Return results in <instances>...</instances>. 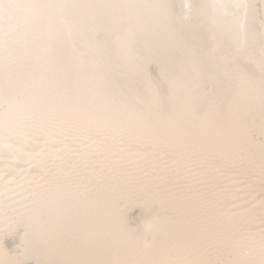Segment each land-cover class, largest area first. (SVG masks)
I'll return each mask as SVG.
<instances>
[{
	"label": "rangeland",
	"instance_id": "1",
	"mask_svg": "<svg viewBox=\"0 0 264 264\" xmlns=\"http://www.w3.org/2000/svg\"><path fill=\"white\" fill-rule=\"evenodd\" d=\"M35 1L37 6L27 0H0V248L7 255L3 260L35 264V259L24 261L23 251L32 244L30 232L40 221L46 232L59 223L53 212L58 217L65 214L68 227L73 216L95 214L98 204L107 201L125 230L116 241L107 236L93 239L84 261L96 256L99 262L94 264H248L241 254L252 251L249 256L255 258L264 244V236H258L264 234V75L253 71L244 75L233 58L250 57L264 64L261 0H250V39L237 52L228 44L212 42L200 11L203 0H169L172 20L189 6L184 29L194 34L202 27L207 41L203 46L195 35L185 38L194 55L207 51L218 68L229 71L227 78L210 71L214 80L200 81V106L191 82L168 79L154 53L126 40L131 20L124 18L118 31L90 32L92 26L84 25L91 41L86 38L87 43L106 40L105 55L115 61L110 65L79 44L64 15L71 3L81 10L92 0ZM185 1L188 4L181 9ZM101 2L104 8L99 9L109 5L108 13L114 12L112 0ZM105 15L100 17L110 18ZM51 25L60 31L63 45L52 51L57 62L49 65L45 53L50 48L44 44L53 35L47 33ZM42 26L44 31L35 33ZM27 45L38 48L35 57ZM120 62L127 69L118 66ZM81 64L85 69H78ZM199 66L200 62H189L190 75L199 73ZM224 85L228 94L222 91ZM173 109L203 121L202 133L160 128V122L177 121ZM231 177L233 181L228 180ZM146 196L155 197L149 213L139 204ZM33 205L42 210L27 226L22 215ZM160 219L168 224V232L158 234L148 226ZM186 234L197 240L193 249L183 246ZM22 235H29V245L21 241ZM145 242L163 247L164 258L147 257Z\"/></svg>",
	"mask_w": 264,
	"mask_h": 264
},
{
	"label": "bare ground",
	"instance_id": "2",
	"mask_svg": "<svg viewBox=\"0 0 264 264\" xmlns=\"http://www.w3.org/2000/svg\"><path fill=\"white\" fill-rule=\"evenodd\" d=\"M27 1H31V2L33 1L32 2L33 5L34 4L38 5L37 1H35V2H34V0H27ZM101 1L96 2L95 0L94 1L92 0L90 7L88 6L89 8H87V9H81L80 10L79 8L74 6L72 3H71V6L69 7L68 11H66V10L64 11L62 8L61 9L64 11V13H65L64 15L66 16V19H67L66 21L70 24L71 30H73V34L76 36V39L79 41V44L81 46H85V48H87L91 52L94 51L95 53H99L98 55H102L103 60L106 63H108V64L110 63V65H112L111 63L114 61V60H112L111 57H109V55L108 56L105 55L106 54V52H105L106 40L99 43V44H96V43L90 44L91 41L88 39L89 35H88V32H86V29H84L85 28L84 25L89 24V26H92L90 32H93V31L96 32L97 30H104V31L117 30L118 31L121 28L120 26L123 25V23L121 24V21L124 20V18H127V19L131 20V24H130V27L128 28V30L125 31L126 33H128L126 40H129L130 42H132L131 44L134 47L140 46V48L143 49L144 51H146L147 54H151V53L153 54L154 53L155 56H152V54H151V56L155 57V61L157 62L158 66H160V69H162L164 72L166 71L165 73H166V77L168 79H170V80L174 79L175 82L179 83L180 82L179 79H181L180 77H183V79H185L187 82H191L192 83L190 85L191 90L199 96L197 105L199 104V106H200L202 104L201 99L203 98L200 96V94H201V87H199V85H201L200 81L202 82L203 80H205V81L210 82V81L214 80V77H212L213 73H218V74L222 73L223 78H227V75L229 76V74H228L229 71L226 72L225 69H223L221 67L218 68L219 67L217 65L218 61L212 59L211 54L207 53V51L206 52L201 51V53L199 52L200 53L199 55H196V54L194 55L193 48L191 46H189V43H187L185 38L186 37L189 38L191 36L194 37V35L198 37V45L199 46H203L205 44V42L207 43V41H204V39H203L204 35L202 32L203 30L201 29L202 27L200 28V31L198 28H196V29H198L199 32L195 31L194 34H191L188 30L184 29V27L187 25H184L183 16H184V14H188L189 6H188V11L182 10V13L180 14V16L177 17V20H172L170 17V10H169L170 7L168 6L169 0H112L114 5L112 3L111 4L114 6V12L111 10L113 8L109 7L111 10V12H109V13H108L109 10L107 11V9H106V8H108L107 6H109V5L106 6L104 4V6H106V8L101 10L102 8H104L102 6L103 4ZM103 2H105V1H103ZM108 2H110V1H108ZM108 2H107V4H108ZM187 2L188 1L182 2L181 9H184V7L187 6V4H188ZM97 3L98 4L100 3L99 4L100 6L98 5V7H96ZM260 3H261V7H262V14H263L262 29H263V34H264V0H261ZM111 4H110V6H111ZM37 5H34V6H37ZM14 6H16V5H14ZM251 6H252V2L250 5V0H203V4L201 6L200 11H201L204 19L206 20L205 21L206 24L208 25L209 29L211 30V35L213 36L212 42H214L216 44L218 43L221 46L228 44V46L233 48L234 50H236V52H237V50L240 51V49L245 48V45H247V43H248L247 42L248 38L250 39V36H249L250 31H248L249 30L248 27H249V20L251 18V16H250ZM29 7H30V5L27 3L26 8H29ZM99 7L101 9H99ZM105 10L107 11V15H105V13H106ZM99 13L101 15H105L107 17L110 16V18L109 19L108 18L102 19V17H100L101 15ZM97 14H98V16H97ZM47 18H48V16H47ZM16 21H17V19H16ZM10 24H12V23H10ZM125 25H127V24H125ZM36 30H37V32L35 31V33H38V32L40 33L41 31H44V28L42 26L38 29L36 28ZM50 32L53 35L50 37V40L48 41V43L44 44L47 46V47L44 46L47 48V50L50 48L49 52L45 53L47 59L49 61L51 59L49 65H51L52 63L56 64V62H57L56 60L53 59V56H54L53 54H55V53H53L54 52L53 50H56V48H59L63 45L61 43V42H63V40L61 39V33H59L60 31L57 30V28H55L54 25L53 26L51 25L50 30L47 29V33L50 34ZM90 34H92V33H90ZM22 36L28 37L27 35H22ZM86 38L89 40L90 43L86 42ZM263 38H264V36H263ZM196 40H197V38H196ZM28 46L29 45H27V47ZM27 47L25 49H27ZM28 48H29L30 55L32 54V56L35 57V52L38 51V48L37 47L34 48L33 45L29 46ZM41 48H43V45ZM47 50L42 49V51H47ZM261 52L264 53V49L261 50ZM9 58H11V57H9ZM32 59H33V57H32ZM242 59L240 60V58L238 56H236L235 58H233V62L237 63V67L240 70H242V73L244 75H252L251 71H253V74L254 73H257V74L262 73L264 75V66H263L264 64H262V62H259V60L253 61L250 57H247V59H245V60L244 59L242 60ZM70 61H71V59H70ZM189 62L192 64H196V62H200L199 73H197L196 75H190V73L188 71ZM114 63H115V61H114ZM130 65L132 68L134 67L133 64H130ZM76 66H79V65H76ZM118 66H121L124 69H127V64H125L123 62H120V65L118 64ZM128 68H130V67L128 66ZM6 69L8 70L9 68L7 67ZM6 69L4 71H6ZM78 69L83 70V69H85V66L81 64V68H78ZM107 70H108V68H107ZM112 70H114V69L112 68ZM210 71L213 72L212 75L210 74L211 73ZM95 73H96V71H95ZM111 74H113V73H111ZM110 79H112V78H110ZM111 81H112V83H114V85H117L114 82V81H116V79L115 80L112 79ZM89 89H91V88H89ZM224 89H225L224 94H228L229 92H228V88L226 85H224V87L222 88V91ZM75 91L73 90V92H75ZM77 92H79V91H77ZM90 97L92 98L93 95H90ZM102 101H103V99H102ZM255 101L260 103L259 98L255 99ZM208 102H209L208 104H210V101H208ZM205 103H207V102H205ZM104 104H105V102H104ZM95 107L98 108L99 103H97V105H95ZM103 107H104V105H103ZM183 111L173 109L171 111V114H173L172 116H174L175 120H177V121L175 123L174 122H165V123L160 122V125H159L160 128L175 127V128H177V130L182 129V130H185L186 132H188L192 135L194 133H198V134H199V132L202 133L201 130H203V127L200 124L203 121L199 122V119L195 118L193 113L192 114L190 113L191 117H189V115H187V113L185 111L184 112ZM182 112H183V114H182ZM209 114H211V113H209ZM169 116H170V114H169ZM209 120H210V118H209ZM215 120H217V119L215 118ZM141 126H144V125L140 124L139 127H141ZM139 130H141V128ZM159 131H160V129H159ZM247 146L248 147H255V145L252 143H249ZM146 171L150 172L149 169H147ZM156 172H157V170H156ZM231 178H229L228 180L233 181V178L232 179ZM256 180H258V179H255L254 181L256 182ZM152 196H146L145 198L141 197V199L139 201V204L144 206V210L147 213H149V209L152 207V204L155 202V201L154 202L152 201V200H154L155 197L153 199L150 198ZM78 201L79 200H77L76 203H78ZM39 205L41 206V204H39ZM97 207L99 210H97V213H95V214L89 213L87 216H82V215L73 216L71 222H69V224H68V227L65 226V223H63L64 222L63 218H66L65 214H62L63 216H60L61 217L60 218V217L56 216L57 213L53 212L52 213L53 218L57 217V222H59V223L55 228H53L52 230L50 228L46 232L44 231V230H46L45 227H43L44 223H41V221H40L37 224L38 229L33 228V230H31V232H30L31 235L29 234L32 237L31 239H32L33 245L32 244L31 245L33 247L31 245L28 248L25 246L26 248L23 251L24 261L28 260V259H35V264H83L84 262H88V261L89 262L86 264L98 263L99 259L98 258L96 259L95 258L96 256H94L92 258L90 257V259L88 261H84L85 257H87V256H85L86 253L84 254V252L86 250H88V253H89L90 247L93 243V239L98 238V240H99V238L107 236L111 241L112 240L116 241L115 239H117L120 235L123 234L125 228L123 226V222H122L121 217L115 211H112V207H111L110 202L105 201V202L99 203ZM64 208H65L64 209L65 212H67V211L72 212V210L68 209L67 207H64ZM40 210H42V209H37V207L35 205H33L31 210L24 214L25 216L22 215L23 218H25V221H26L25 224L27 226H30L33 224V220L36 217H38V215L40 214L39 213ZM245 213H246V210L242 212L243 215ZM113 214H115V215H113ZM81 216H82V218H81ZM75 220L77 221L76 223H74ZM2 225H5V223H3ZM17 225H19V224H17ZM148 226L151 227V229L154 227L155 231L158 232V234L162 233V232L165 233V232L169 231V230H167L168 224L166 223L165 220H161V219L156 221V222L149 223ZM27 229H30V228H27ZM185 229H186V227H185ZM204 233L207 234L205 231H204ZM29 235L28 236L22 235L21 241L24 243V245L28 244ZM164 235H166V234H164ZM129 236H133V235L131 233H128V237ZM258 236L262 237V236H264V234H259ZM258 236H256V238H258ZM51 237H55V238L51 240L50 239ZM124 238H122L123 241H124ZM256 238H249V240H251V242H253V241H255ZM185 239L183 241V243H184L183 246L184 247H190L191 249H193V247H194L193 241H197V240H193V235H191V234H189V235L186 234ZM154 243L153 244L152 243L147 244L146 242L143 243V247L146 251L145 252L146 256L147 257H155L156 256L155 254H157L161 258H164L163 249H162L163 247L156 246V245H154ZM256 248H258L257 245H256ZM256 248H255V250H256ZM184 249H186V248H184ZM247 250L250 251L249 248ZM258 251H259V254L257 256H255V258L251 257V256H253L251 254L252 251H250L249 254L246 253V255H248V256H246L244 253H242L241 254L242 260L245 262H249L248 264H264V244L261 245V247H259ZM258 251H256V252H258ZM250 254H251V256H249ZM254 254H257V253H254ZM5 257H7L6 251L4 249L0 248V264H16L15 262H10V261L5 262L3 260V259H5ZM167 262L169 263V261H167ZM173 264H179V263H173Z\"/></svg>",
	"mask_w": 264,
	"mask_h": 264
}]
</instances>
